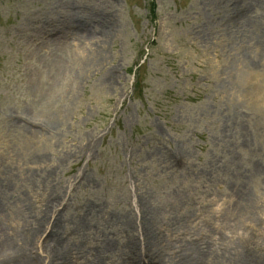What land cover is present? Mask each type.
Returning <instances> with one entry per match:
<instances>
[{
    "label": "rangeland",
    "instance_id": "rangeland-1",
    "mask_svg": "<svg viewBox=\"0 0 264 264\" xmlns=\"http://www.w3.org/2000/svg\"><path fill=\"white\" fill-rule=\"evenodd\" d=\"M0 194L39 264H264V0H0Z\"/></svg>",
    "mask_w": 264,
    "mask_h": 264
},
{
    "label": "bare ground",
    "instance_id": "bare-ground-1",
    "mask_svg": "<svg viewBox=\"0 0 264 264\" xmlns=\"http://www.w3.org/2000/svg\"><path fill=\"white\" fill-rule=\"evenodd\" d=\"M101 26L99 29L97 28L92 29L88 24H85V23H79L76 25V27L79 28L78 31L79 33H81L80 34L81 36H84V35L88 36V35L93 34L91 38H97V39L100 38L102 40L107 37L109 33L108 32L109 27L108 25H104L102 27ZM42 43H44L43 45L53 46L55 51L60 49V47L63 46L64 44V42H61L58 39H54L52 41H50V39H47L45 41H42ZM101 61H102L101 58L98 57L94 60L92 65L88 64L87 66L88 67L97 66L101 63ZM59 66L63 67V60L61 59L60 60L57 59L53 64L54 69L58 68ZM107 76L109 77V79L114 77V75L109 72ZM17 199H7L5 197H0V264H39L37 261H34L31 255L24 256L21 246L27 247L31 245L36 240V238H39L37 236L41 234L39 231L41 230V227H43L42 226L43 223H51L52 227L56 228L58 226V224H56L58 223V221L53 220V222H49L48 218H46V215H43L44 218L42 217V219L36 223H34V221H31L33 222L34 225L31 226L30 224L29 230L22 236L21 242L20 243L15 242L14 244L12 243L11 245L8 239L4 236L5 235V225L3 223V219H4L5 211H7L13 203H18ZM23 205L24 204L22 202L20 206H23ZM145 214L147 217H149V218L145 217L146 219L145 226L148 227V223L151 222V219L153 218V213L151 214L150 212L147 211ZM28 216H29L28 214L24 215V217H26V221L28 220L29 222L30 219L28 218ZM46 238L51 239L49 235H47ZM55 241L57 243L56 249L57 251H59L57 252L56 257L54 258V260H56L57 262L55 264H71L70 260L68 259L67 253L64 252L65 242L61 238H57V237ZM199 264H202V262H200Z\"/></svg>",
    "mask_w": 264,
    "mask_h": 264
}]
</instances>
